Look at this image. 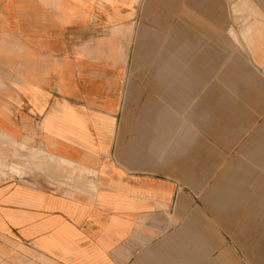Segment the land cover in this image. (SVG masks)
Here are the masks:
<instances>
[{
	"label": "crops",
	"instance_id": "crops-1",
	"mask_svg": "<svg viewBox=\"0 0 264 264\" xmlns=\"http://www.w3.org/2000/svg\"><path fill=\"white\" fill-rule=\"evenodd\" d=\"M0 264H264V0H0Z\"/></svg>",
	"mask_w": 264,
	"mask_h": 264
},
{
	"label": "bare ground",
	"instance_id": "bare-ground-1",
	"mask_svg": "<svg viewBox=\"0 0 264 264\" xmlns=\"http://www.w3.org/2000/svg\"><path fill=\"white\" fill-rule=\"evenodd\" d=\"M178 4V3H177ZM169 8V7H168ZM184 8V7H183ZM171 9V8H170ZM175 10V9H174ZM187 10V9H186ZM174 12V11H173ZM185 12V10L183 9V13ZM172 18V17H171ZM193 19H195L194 17H192ZM185 25V24H184ZM181 26V25H180ZM187 26V25H186ZM182 27V26H181ZM183 28V27H182ZM190 31V29H189ZM192 35V34H191ZM159 36V35H158ZM156 37V36H155ZM174 37V36H173ZM167 38V37H166ZM154 39V38H153ZM170 39V38H169ZM173 39V38H172ZM174 41V40H173ZM184 42V41H183ZM159 43V42H157ZM173 43V42H172ZM189 43V42H188ZM163 45V44H162ZM177 45V44H176ZM155 46V45H154ZM177 47V46H176ZM183 47V46H182ZM166 48V47H165ZM180 49V48H179ZM185 49V48H184ZM183 49V50H184ZM162 51V50H161ZM164 51V50H163ZM180 51V50H179ZM174 53V52H173ZM178 53V52H176ZM153 56V55H151ZM155 56V55H154ZM149 57V56H148ZM169 57V56H168ZM173 57V56H172ZM156 58V57H154ZM172 59V58H171ZM175 59V58H174ZM152 60V59H151ZM191 60V59H190ZM172 62V60H171ZM151 65V64H149ZM154 67H155V71L152 72V77L155 81V86H154V91L158 94L159 96V99H156V103L157 102H164L166 103V97L167 93H166V90L164 88H159L158 85L159 83L163 80L165 74H166V51L165 52H162L161 55L159 56V58H157V61H155L153 63ZM150 72V71H149ZM150 83V81H149ZM150 101V100H149ZM154 105V104H153ZM159 106V104H158ZM125 107V106H124ZM155 107V106H154ZM161 107V106H160ZM161 108H164V107H161ZM157 109V107H156ZM159 110V109H158ZM143 112V111H142ZM162 115V112L160 113ZM148 115V114H147ZM146 117V116H145ZM154 117V116H153ZM156 117V116H155ZM151 119V118H150ZM158 119V118H157ZM152 120V119H151ZM153 122V121H152ZM154 123V122H153ZM158 124V123H157ZM142 127V126H141ZM152 133V132H151ZM149 135V134H147ZM151 135V134H150ZM156 138V137H155ZM154 144V143H153ZM123 161V160H122ZM141 161V160H140ZM143 162V161H142ZM169 173V172H168ZM193 176V175H192ZM256 209V208H255ZM252 224V223H251ZM263 230V229H262ZM250 236V235H249Z\"/></svg>",
	"mask_w": 264,
	"mask_h": 264
},
{
	"label": "rangeland",
	"instance_id": "rangeland-1",
	"mask_svg": "<svg viewBox=\"0 0 264 264\" xmlns=\"http://www.w3.org/2000/svg\"><path fill=\"white\" fill-rule=\"evenodd\" d=\"M142 61L143 60L140 59L139 60V63H142ZM152 66H153V68H151V71L150 72H145L144 74L140 75V77L143 78L148 83L150 81L149 84L154 88L155 81H154V79H153V77L151 75H152V72L155 71V67H154L153 64H151V67ZM141 68H144V66H142ZM166 81H171V83L174 84L176 86V88L178 89L179 83L182 82V78H180V75L177 72L176 73H171V74L170 73L169 74L167 73V74H165L163 80L159 83L158 87L159 88H164L166 90ZM155 95H156V99H159V96H158V94L156 92H155Z\"/></svg>",
	"mask_w": 264,
	"mask_h": 264
}]
</instances>
